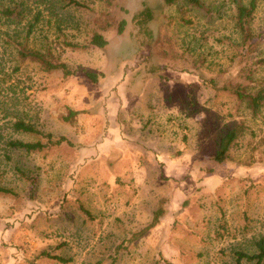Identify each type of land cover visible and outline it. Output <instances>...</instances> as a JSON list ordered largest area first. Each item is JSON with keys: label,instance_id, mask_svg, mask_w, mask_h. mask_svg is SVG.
<instances>
[{"label": "rangeland", "instance_id": "rangeland-1", "mask_svg": "<svg viewBox=\"0 0 264 264\" xmlns=\"http://www.w3.org/2000/svg\"><path fill=\"white\" fill-rule=\"evenodd\" d=\"M200 1L0 0L19 11L0 15V185L18 193H0V264H236V251L257 252L264 104L253 114L209 78L246 83L251 73L262 84L264 0L245 46L235 0ZM38 11L28 46L50 50L74 75L18 56ZM96 32L108 40L102 48L64 45ZM88 71L103 76L92 82ZM68 106L82 111L72 122L62 120ZM17 117L77 146L13 149L9 139L38 138L13 132ZM233 127L229 159L216 163L209 157ZM18 169L35 177L31 194ZM159 207L156 225L141 233Z\"/></svg>", "mask_w": 264, "mask_h": 264}, {"label": "trees", "instance_id": "trees-1", "mask_svg": "<svg viewBox=\"0 0 264 264\" xmlns=\"http://www.w3.org/2000/svg\"><path fill=\"white\" fill-rule=\"evenodd\" d=\"M167 3H172L174 0H165ZM190 4L202 7V2L200 0H187ZM261 0H247L243 2V0H235L234 5V28L239 36L241 46H245L247 43H250V40L253 38L252 32V22L254 20L256 8L259 5ZM16 6V7H15ZM18 5H14V7L3 6L0 7V15L2 17L14 18L19 15V11L17 10ZM53 10V9H52ZM41 12L38 11L34 15V22L30 23L25 38L23 42L17 43L15 45L18 56L21 60H30L39 64L42 70L47 72L52 71H60L63 77H69L75 74V71L69 67L68 64L62 61H58L53 56L50 50L41 51L39 49H35L28 46L29 36L34 30V26L36 21L40 19ZM152 19L151 14L147 13L145 15L144 21ZM124 21L122 20L119 27L118 32L123 30ZM57 31L61 32L60 25H56ZM64 45L72 47V48H85L88 46L102 48L107 45L108 40L101 33H93L87 44H79L78 42L71 41H63ZM245 71V67L243 68ZM251 71V69H248ZM238 71V70H237ZM242 73V72H241ZM87 78L92 82H97L100 77L102 78L103 73H97L93 71L86 72ZM252 74L246 75V83L237 82L230 83V81L226 80L223 83H219L214 77L209 78V82L215 86L218 90H228L230 91L238 100H241L246 103L247 107L250 108L253 114H256L258 110L264 104V79L262 80V84H258L257 86L253 82ZM81 110L72 109L70 106L66 107V113L62 115V120L66 122H72L78 114H80ZM11 128L15 133H23L35 135L38 138L33 141H25L21 139H9L7 141V145L13 149L22 150L26 153L38 152L44 149H49L54 146L60 145H68V146H77L69 137L63 134H52L51 132H44L38 129L33 123L27 121L23 118H15L11 122ZM239 130L238 127L230 128L226 131L224 135H222L218 142L217 150L213 155L209 158L214 160L216 163L222 164L229 159L228 150L230 148L231 143L238 137ZM19 174L24 178H27L30 183V194L33 192V189L36 184V179L33 176H27L25 173L18 169ZM0 193L7 195L17 196L18 193L10 189L9 187H5L0 185ZM79 209L83 212L87 217L90 216V211L83 204L79 205ZM162 214V209L159 207L153 213V217L151 221L144 226L141 230V233H145L152 229ZM91 217V216H90ZM257 252L249 254L244 251H236L235 252V262L236 264H241L243 260L251 261L256 260V264L264 263V239L261 238L257 241ZM40 257H46L49 259H54L58 262H68L70 259L64 258L58 254H53L49 251H41L39 253ZM171 264V263H168Z\"/></svg>", "mask_w": 264, "mask_h": 264}, {"label": "crops", "instance_id": "crops-1", "mask_svg": "<svg viewBox=\"0 0 264 264\" xmlns=\"http://www.w3.org/2000/svg\"><path fill=\"white\" fill-rule=\"evenodd\" d=\"M140 169V168H139Z\"/></svg>", "mask_w": 264, "mask_h": 264}]
</instances>
